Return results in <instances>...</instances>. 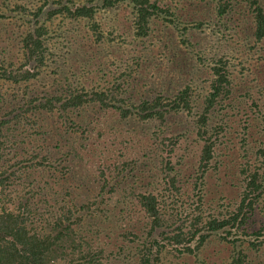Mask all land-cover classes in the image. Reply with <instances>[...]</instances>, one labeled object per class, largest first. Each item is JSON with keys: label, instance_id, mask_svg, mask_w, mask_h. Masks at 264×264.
<instances>
[{"label": "rangeland", "instance_id": "obj_1", "mask_svg": "<svg viewBox=\"0 0 264 264\" xmlns=\"http://www.w3.org/2000/svg\"><path fill=\"white\" fill-rule=\"evenodd\" d=\"M244 1L236 0L226 18L220 17L215 4L208 2L149 0L162 10H170L172 16H155L146 36L138 33L131 10L122 6L119 14L111 19L117 41L95 44L82 24L79 33H75L76 45L56 50L51 58L54 62L48 63L47 70L32 81L28 91L23 85L0 81V101L8 106L20 104L25 93L28 98H41L69 84L79 86L82 82L86 87L110 88L115 85L113 76L118 77V84L124 83L123 90H127L131 104L150 95L173 97L186 86L194 91L195 104H204L215 69H228L232 82V93L222 104L233 108L222 110L213 118L216 123L222 119L227 126L224 140L218 143L216 159L221 164L218 171L211 170L205 176L202 192L197 195L190 182L196 175L202 144L196 141L192 122L195 117L188 113L168 115L164 122L158 121L162 124L158 131L138 117L123 118L113 110L102 112L96 108L94 119L82 114L83 131L68 133L69 141H60L65 130L57 116H40L35 123L30 114L24 115L21 124L11 125L10 132L17 133V137L3 131L5 139L0 138V146H4L0 155L5 162L0 173L3 171L8 182L16 169L24 176L37 172L31 175V180H37L39 188L45 191L35 188L28 180L22 186L25 192H30L28 197H33L29 209L31 219L59 217L67 209L64 205L72 211L77 208L73 211L74 219L79 220L80 233L92 239V255L99 254L102 264H119L124 261L120 250L137 254L146 239L153 241L159 238V233L169 234L165 228L168 230L170 223H177L178 214L184 213L177 226L184 223L193 229V234L197 230L201 235L198 233L193 244L191 241L188 251L192 252L167 256L165 264H234L241 258V252L223 238V232H210L207 225L210 220L223 218L221 212L226 213L225 205L237 206L242 199L246 177L243 171L247 168L242 166L241 142L250 150L264 144V40L257 41L254 18ZM39 2L0 0V68L8 69L10 64L16 68L22 63L17 35L26 28L21 22L31 21L27 12L10 13V10L20 4L39 8L42 5ZM109 14H101L107 17L106 23H110ZM83 65L88 70H82ZM224 123L221 124L224 126ZM171 135L178 136L170 143L175 147L160 153L161 139ZM72 138L76 141V151L66 155L71 150ZM35 149L42 150L39 154L47 156V160L34 157ZM250 157L253 162L254 157ZM162 158L175 169H165ZM15 162V168L10 167ZM41 163L46 165L42 170L31 168ZM175 185L181 187L179 196H183V203L170 211L169 205L175 199L173 195L176 196ZM146 192L166 200L162 208L169 213L165 216L167 222L152 236L151 222L136 206V196ZM93 199H98V205L90 209L89 217L79 208L91 205ZM82 214L86 216L85 221L80 219ZM263 222L264 195L256 205V228ZM55 224L37 223L36 232L41 235L52 232ZM129 233L133 236L127 238ZM204 235L205 242L202 240L199 244V237L204 239ZM174 250L179 252L175 247ZM244 252L248 255L244 264H264V249H244ZM56 258L60 264L59 256ZM72 258L74 254L66 253V262ZM89 260L88 257L81 264H90Z\"/></svg>", "mask_w": 264, "mask_h": 264}, {"label": "trees", "instance_id": "obj_2", "mask_svg": "<svg viewBox=\"0 0 264 264\" xmlns=\"http://www.w3.org/2000/svg\"><path fill=\"white\" fill-rule=\"evenodd\" d=\"M194 1L212 3L209 0ZM213 1L215 2L212 4H215L218 15L228 18L236 0ZM244 2H247V6L251 9L257 41L264 40V0H245ZM39 3L42 4L39 8H30L26 4H20L14 5V10H10V13L27 12L31 16V21H22L21 23L25 24L26 28L17 35L22 63L16 68L13 64H10L8 69L0 68V81L16 86L23 85L25 91L30 89L32 81L43 75L48 68V63L54 62L51 58L56 50L70 49L76 45L75 33H79L80 25L83 24L88 29V36H93L95 44H101L117 41L116 29L111 19L119 14L123 9L122 6L131 10V14L133 13L135 18L134 25L142 36L147 35L150 21L155 16L163 14L172 16L170 10H162L155 3L150 4L149 0H40ZM103 13H110L108 16L110 23L105 22L107 17L102 16ZM73 21L76 22L74 27L72 26ZM77 35L79 36V34ZM82 70H88L87 66L83 65ZM83 72L87 73V71ZM212 77L211 91L205 95L204 104H195L194 91L190 86H186L173 97L163 98L160 95H150L152 97H141L142 99L137 104H131L132 101L127 90H123L124 83L123 85L122 83L118 84L116 76H113L115 85L110 88H105L102 85L86 87L81 82L79 86L69 84L63 88L60 87L41 98L40 96L28 98V94L25 93L22 102L17 106H8L0 101V138L3 137V131L17 137V133L10 132L11 125L21 124L23 116L26 114H30L35 119V123L38 122L40 116L53 118L57 116L63 131L65 130L64 134H61L60 141L61 139L69 141V138L66 137L68 133L83 131L82 123L85 120L81 119L82 114L94 119L96 108L102 112L113 110L123 118L138 117L147 125H153V129L158 128V131H161L162 127L158 121L164 122L168 115L188 113L195 117L192 122L197 134L196 141L202 144L198 164L195 167L196 175L192 176L194 179L190 183H192L195 194H201L205 176L211 170L218 171L221 164L216 159L219 155L218 143L224 140L227 132L226 123L222 119L216 123L213 118L220 115L222 110L227 111L233 108L229 104L226 107L222 104L232 93V82L229 79L228 69H215ZM104 83L109 84L108 81ZM221 107L224 108L221 109ZM195 109L198 112H195ZM225 114L228 115L227 112ZM221 123H224V126ZM172 139L177 140L178 136L171 135L161 139V147L158 148L160 153L168 152L175 147V144L170 145ZM73 141L72 138V143L69 146L71 150L67 151L66 155L76 151V141ZM241 145H243V149L241 148L240 156L244 158L242 166L247 168L243 171L246 177L242 199L237 206L232 203L225 205L226 213L221 212L223 218L210 220L207 225L210 232H223L225 234L223 238L234 244L241 252V258L234 264L245 263L244 259L248 255L245 254L244 249L254 251L264 249V226L262 227L264 222L259 228L255 226L256 205L264 195V144L252 150L247 149L243 141ZM3 148L4 146H0V149ZM34 151L32 153L34 157L47 160V156L39 154L42 150L35 149ZM251 155L254 157L253 162H251ZM3 158L0 155V171L5 166ZM164 159L162 158L164 168L168 171L174 170V165ZM15 166L16 162L10 167L15 168ZM45 167V163L38 166L31 165V168L37 171ZM124 167L127 168L126 165ZM122 171L123 169L119 173ZM19 173L20 170L17 169L12 172L8 182L4 179L3 171L0 173V264H57L58 258L56 257L58 256L60 264H81L85 263L88 257L90 258L88 263L102 264L103 258L100 259L99 254L92 255V246H94L92 239L80 233L79 220L74 219L73 213V211H77V208L72 211L71 208L64 205L67 209H63L59 217L56 215L54 218L43 220L30 218L29 209H31L33 197L30 199L28 197L30 192H25L26 190L22 186L26 185L25 182L28 180L35 188L41 191H45V189L39 188L37 180H31V175L37 172L27 173L25 176L20 173L17 177ZM17 178L19 181H16ZM170 179L172 180L171 177ZM173 185L174 182L171 183L172 187ZM178 186L175 185L173 188L176 196L173 195L175 199L169 205L170 211L174 206L183 203V196H179L181 187ZM41 196L43 197L42 192ZM43 198L46 199V197ZM136 201V206L142 211L141 214L144 213L151 222L152 236L167 222L165 216L169 213L165 208H162V203L166 200L156 196L153 192H146V194L137 195ZM95 205H98V199H93L91 205H83L79 209L83 214L91 217L89 211ZM83 214L80 219L85 221L86 216ZM178 215L181 220L184 213ZM43 221H46L47 224L56 222L52 232H45L42 235L36 232L37 223L43 226ZM177 223H170L168 230L165 228V231L171 236L159 233V238L156 237L153 241L146 239L137 254L124 249L120 250L124 261L119 264H165L164 260L167 256L176 254L181 256L185 252H192V250L188 251L189 245L191 241L192 244L193 241H196L200 232L196 230L193 234V229L190 226L184 223L177 226ZM130 236L133 234L129 233L127 238ZM199 238H201L199 244H202V240L205 242V235L204 239L202 236ZM82 247L84 248L82 249ZM174 247L179 252L175 251ZM100 250L104 252L103 248ZM68 252L74 254L75 258L66 262V253ZM178 256L175 257L180 258ZM166 264L172 263L167 262Z\"/></svg>", "mask_w": 264, "mask_h": 264}]
</instances>
